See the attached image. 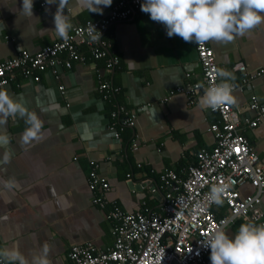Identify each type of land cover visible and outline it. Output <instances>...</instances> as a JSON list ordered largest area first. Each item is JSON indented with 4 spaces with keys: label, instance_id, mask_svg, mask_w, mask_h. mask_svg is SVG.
I'll return each mask as SVG.
<instances>
[{
    "label": "crops",
    "instance_id": "crops-1",
    "mask_svg": "<svg viewBox=\"0 0 264 264\" xmlns=\"http://www.w3.org/2000/svg\"><path fill=\"white\" fill-rule=\"evenodd\" d=\"M116 1L100 14L90 12L86 0H68L65 14L73 27L86 24L107 14ZM22 2L0 0V61L22 49L35 53L61 38L54 30L56 4L34 0L33 15L27 16ZM103 36L118 58L111 70L105 67V58L96 64L73 62L70 68L59 63L40 72L38 81L16 72L0 85V90L24 102L43 123L41 139L24 144L25 119L0 116L4 121L0 133L9 137L11 152L4 163L6 149L0 147V249L18 248L29 264L45 244L49 264L67 263L72 244L92 241L101 249L112 246V222L92 202L91 166L98 165V173L109 180V201L133 212L144 203L156 207L162 202V192L151 191L160 184L161 172L172 168L183 174L197 163L201 148L215 144L210 125L218 114L200 106L204 89L195 104H189L183 93L163 100L171 89L200 79L196 43L169 38L165 27L141 8L128 19L110 24ZM209 44L218 68L229 73L230 83H242L243 72L236 68L240 63L250 72L264 68V24L232 42ZM101 80L114 89L108 98L99 90ZM233 95L237 103L232 105L241 112L244 133L264 163V118L256 126L246 124L257 115L250 107L251 97L264 103V72ZM119 107L124 109L122 116L135 113L136 117L134 125L122 131L115 128L120 131L117 138L110 125L112 109ZM252 191L249 185L242 188L243 193ZM259 208L264 216V193ZM225 210L226 206L218 208L220 214ZM234 225L227 230L230 235L239 229Z\"/></svg>",
    "mask_w": 264,
    "mask_h": 264
},
{
    "label": "built area",
    "instance_id": "built-area-1",
    "mask_svg": "<svg viewBox=\"0 0 264 264\" xmlns=\"http://www.w3.org/2000/svg\"><path fill=\"white\" fill-rule=\"evenodd\" d=\"M142 3L143 0H117L101 18L75 25L67 40L60 38L35 53L22 49L15 57L0 61V85L12 80L16 72L38 81L40 72L59 63L70 68L73 62L91 60L96 64L97 60L105 58V67L111 70L118 58L110 52L104 32L110 24L128 19ZM41 4L45 5V2ZM92 24L100 35L96 41H91L88 35ZM196 49L201 65L200 79L171 89L163 97L164 101L183 93L189 104H195L201 90L221 82L222 78L215 71L218 69L215 51L209 41L196 44ZM236 68L243 76L241 84L232 83L234 90L264 72V68L250 72L244 63ZM60 89L64 91L63 86ZM99 90L108 98L114 89L108 81L101 80ZM250 107L257 115L246 124L256 126L264 118V103L252 96ZM123 110L121 107L113 109L111 129L122 130L134 125L135 113L122 116ZM215 111L217 120L210 125L215 136L214 146L201 148L197 152V163L189 165L183 174L172 168L160 173V184L151 187L153 193L162 192V202L156 207L144 203L140 210L124 211L109 201L107 177L98 173V165L91 166L88 186L93 193L92 202L104 209L106 218L111 220L113 244L107 249L98 248L92 241L72 244L65 264H211L210 249L204 248L201 241L222 220L229 222L228 228L240 219L264 224L259 208L264 193V163L244 133L240 110L225 104ZM117 129L115 136L119 138ZM221 180L230 187L224 203L216 205L208 200V193L211 185ZM246 185L253 188L251 193L242 192ZM220 206H226L222 214L218 212Z\"/></svg>",
    "mask_w": 264,
    "mask_h": 264
},
{
    "label": "clouds",
    "instance_id": "clouds-1",
    "mask_svg": "<svg viewBox=\"0 0 264 264\" xmlns=\"http://www.w3.org/2000/svg\"><path fill=\"white\" fill-rule=\"evenodd\" d=\"M113 0H86L90 12H103V7L110 6ZM49 6L56 4L53 15L54 30L64 40L73 27L69 16L65 14L68 0H45ZM34 0H23L21 10L25 15H33ZM46 11H51L50 7ZM141 11L149 14L150 19L162 24L169 38L180 37L186 43L203 45L208 41L232 42L237 36L264 24V0H143ZM95 25L88 29L91 41H96L100 35ZM101 34V33H100ZM222 78L218 84L209 86L199 100L201 107L217 110L225 104H236L233 95L234 84L227 77L229 73L223 69L215 70ZM0 116L21 117L28 127L22 134V142L28 144L41 139L43 123L34 112H29L25 103L14 98L8 91L0 90ZM4 121L0 120V124ZM10 139L0 133V147L6 149L3 162L10 160L8 150ZM230 187L221 180L213 183L208 193V200L216 205L224 203V197ZM178 214V213H177ZM228 221H221L210 235L203 238L201 244L210 249L211 264H264V224L245 222L239 226L235 235L227 231ZM48 245L42 246L41 254L33 258V264H49L47 259ZM0 264H29L18 248L0 249Z\"/></svg>",
    "mask_w": 264,
    "mask_h": 264
},
{
    "label": "trees",
    "instance_id": "trees-1",
    "mask_svg": "<svg viewBox=\"0 0 264 264\" xmlns=\"http://www.w3.org/2000/svg\"><path fill=\"white\" fill-rule=\"evenodd\" d=\"M113 109H114V108H113ZM113 109H112V110H113ZM121 131H122V130H121ZM244 223H245V222H244ZM241 224H242V223L239 222V221L235 223V225H237L238 227H239ZM235 225H234V226H235Z\"/></svg>",
    "mask_w": 264,
    "mask_h": 264
},
{
    "label": "snow or ice",
    "instance_id": "snow-or-ice-1",
    "mask_svg": "<svg viewBox=\"0 0 264 264\" xmlns=\"http://www.w3.org/2000/svg\"><path fill=\"white\" fill-rule=\"evenodd\" d=\"M238 150V149H237Z\"/></svg>",
    "mask_w": 264,
    "mask_h": 264
}]
</instances>
